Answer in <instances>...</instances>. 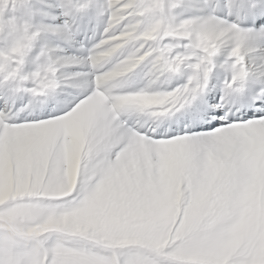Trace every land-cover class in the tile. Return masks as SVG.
I'll list each match as a JSON object with an SVG mask.
<instances>
[{"label": "snow or ice", "instance_id": "1", "mask_svg": "<svg viewBox=\"0 0 264 264\" xmlns=\"http://www.w3.org/2000/svg\"><path fill=\"white\" fill-rule=\"evenodd\" d=\"M0 264H264V0H0Z\"/></svg>", "mask_w": 264, "mask_h": 264}]
</instances>
